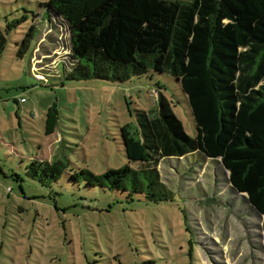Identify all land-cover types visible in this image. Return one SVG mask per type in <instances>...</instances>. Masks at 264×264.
<instances>
[{"label":"rangeland","instance_id":"obj_1","mask_svg":"<svg viewBox=\"0 0 264 264\" xmlns=\"http://www.w3.org/2000/svg\"><path fill=\"white\" fill-rule=\"evenodd\" d=\"M43 1L0 0V264H260L262 216L230 189L218 157H162L168 199L87 183L83 167H139L120 126L137 124L136 108L153 113L159 90L190 136L194 125L166 71L65 77L71 32L63 18L49 21ZM51 104L56 122L46 133ZM41 159L59 165L56 178L39 169Z\"/></svg>","mask_w":264,"mask_h":264},{"label":"trees","instance_id":"obj_2","mask_svg":"<svg viewBox=\"0 0 264 264\" xmlns=\"http://www.w3.org/2000/svg\"><path fill=\"white\" fill-rule=\"evenodd\" d=\"M41 4L49 21L59 16L71 32L69 64L62 61L65 77L125 80L148 69L166 71L178 81L190 109L193 136L183 130L170 99L159 90L153 113L136 108L137 124L120 126L125 154L139 167L127 162L100 173L83 167L80 172L87 183L129 187V194L168 199L172 191L160 180L157 168L162 157L192 151L218 157L230 189L262 216L264 247V0H45ZM26 42L22 39V45ZM4 46L0 29V53ZM55 113V104L49 105L46 133L54 129ZM39 169L50 179L60 172L57 163L44 159Z\"/></svg>","mask_w":264,"mask_h":264},{"label":"built area","instance_id":"obj_3","mask_svg":"<svg viewBox=\"0 0 264 264\" xmlns=\"http://www.w3.org/2000/svg\"><path fill=\"white\" fill-rule=\"evenodd\" d=\"M23 99H24V97H21V98H20V100H23Z\"/></svg>","mask_w":264,"mask_h":264}]
</instances>
